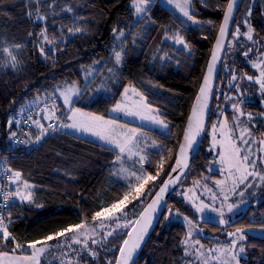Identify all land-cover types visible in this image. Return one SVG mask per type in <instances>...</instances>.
Instances as JSON below:
<instances>
[{
    "label": "trees",
    "instance_id": "16d2710c",
    "mask_svg": "<svg viewBox=\"0 0 264 264\" xmlns=\"http://www.w3.org/2000/svg\"><path fill=\"white\" fill-rule=\"evenodd\" d=\"M131 1L58 0L54 7L57 15L51 16L49 13V19L43 23L37 22L33 16L29 17L26 0H0V24L1 21L3 23L1 33L14 43L20 39L19 43L22 45L19 49L18 66L0 69V189L3 186L2 170L6 166L11 171L21 172V182L27 180L34 186L32 204L13 200L5 212L9 231L20 243L41 239L69 224L80 223L82 219L91 222V214L100 205L111 202L126 190L127 184L113 177L116 151L109 150L110 147L59 127V131L49 132L40 142H33L39 131L34 129L29 115L31 110H35L32 119H36L38 114L42 115L43 112H39L38 108L26 111L20 118V126L15 123L18 118L11 127L8 125L12 113L27 98L44 96L63 83L84 86V66L96 61L103 62V65L112 64L116 30L125 31L126 35L121 44L123 62L118 79L113 85V93L88 102L76 100L73 106L110 118V109L121 100L124 88L135 86L159 110L161 118L169 122L167 132L144 128L163 146L161 150L150 151L151 163H147V172L155 175L156 164L162 151L166 149H171L172 155L169 157L164 151V172L170 171V165L174 164L187 118L203 81L223 20L227 0H193L191 14L199 22L196 25H187L180 15L159 1L152 3L144 19L135 22ZM65 5L71 6L73 12L63 11ZM208 21L212 23L209 24ZM44 28L54 43L44 47L45 55L42 56L40 32ZM70 28L75 32L72 35L68 31ZM76 28L82 31L76 32ZM177 33L184 37L188 48L178 47L169 38ZM243 69L251 72V68H222L220 77L226 71H229V79L235 73L243 77ZM241 82L243 83L240 85L238 82L234 85L229 84L228 80L225 88L220 89L219 80L200 151L134 264H187L189 260L193 264H199L191 256L185 255L184 245L180 243L185 237L187 226L171 218L165 221L168 208H172L173 212L179 209L181 213L189 215L212 234V240L220 239L217 233L224 227L264 226V198L251 201L229 225H219L213 219L201 220L194 208L180 195L185 185L193 186L195 180H201L212 187L213 181L222 179L218 169L219 145L212 146V125L215 123L219 127V121L226 116L230 126L234 127V112L228 108L230 101H243L244 95L254 99L251 105L243 102L240 105L245 114L252 113V118H248L245 127L251 129L252 137L249 139L255 138V142L251 144L254 158L257 151L259 157L263 155L259 140L264 139V93H261L257 83L251 85L245 78ZM45 103L49 104L43 101L42 106ZM59 107L66 111L63 103L60 102ZM10 132H15L16 137L10 139ZM261 168L264 172V167ZM164 172L155 184L150 185L153 194L166 179ZM204 177L207 179H203ZM14 187L15 183L9 181L10 191H14ZM262 192L264 195V187ZM149 200L145 197V204ZM135 210L138 214L142 209L137 205ZM126 232L127 230L114 234L103 246L90 245L95 247L99 255L93 260L85 254L82 261L87 264H107L109 260H114L119 254L118 246ZM12 246L9 243L3 250ZM241 264H264V236H248L246 255Z\"/></svg>",
    "mask_w": 264,
    "mask_h": 264
},
{
    "label": "snow or ice",
    "instance_id": "6c2138e0",
    "mask_svg": "<svg viewBox=\"0 0 264 264\" xmlns=\"http://www.w3.org/2000/svg\"><path fill=\"white\" fill-rule=\"evenodd\" d=\"M35 2L39 4L41 0H35ZM54 2L55 0H53ZM239 2L240 0H227L224 7L223 21L219 26V34L212 50L203 82L200 85L191 112L187 118V123L183 130V140L178 146V151L174 157V164L170 165V171L168 172H164V151L171 157V149L162 151L156 164L157 171L155 175L147 172L144 168V164L151 163V160L146 151L149 147L147 133L142 127H131L128 124L120 123L118 119H110L105 115L86 112L82 108L74 107L73 98L80 93V89L75 83L67 85L63 89H57L59 96L62 98L63 105L67 106L66 118L70 121V123L61 122L60 127L91 134L100 141H103L105 145L110 146L109 150L116 151L114 163L120 164L118 174L130 182L121 195L107 204L100 205L98 210L91 214V222L87 219H82L80 223L69 224L67 227L47 234L41 239L28 240L25 243L17 241L16 236L9 231V224L5 222V217L0 214V264H42V262L43 264H49L46 259L47 255L54 251L60 252V257H62L60 258V264H87L86 261H82L83 255L86 254L93 260L99 255L98 251L90 245L103 246L109 237H113L121 229H126L127 232L122 243L118 246L119 255L114 260H109L107 264H130L134 254L140 249L142 243L145 242L149 229L157 218V214L160 213L161 202L164 199L165 192L168 191L170 185H174L180 180V175L173 176V174L177 172L183 174L184 170L189 167V152L197 143V137L204 131L208 98L211 91V78L217 61L220 59V51L224 45V37L228 34L229 23L234 20L233 14L237 10ZM149 3L150 0H132L136 15L141 16L142 13L147 12ZM167 3L173 5L175 9L194 24L199 23L190 14L191 0H167ZM62 10L68 13L73 12V8L68 5H65ZM39 11V8H37V19L41 21L46 20L47 17L39 15ZM28 15L31 17L32 13L29 12ZM251 15L252 11L251 7H249L246 10L245 18L242 20V23L247 26V31L241 33L238 24L232 36L235 39L243 35L247 37V40L252 41L253 44H258L260 41L254 39L255 29L248 20V17ZM208 23L211 24L212 22L208 21ZM68 31L71 33L73 29L70 28ZM75 31L80 32L82 29L76 28ZM31 35L32 33L30 32L29 36ZM120 35L123 36L124 33L121 32ZM40 36L48 44L54 43V40L49 39L46 28L41 29ZM169 38L174 40L176 44H182L185 48H188L184 37L179 35V33ZM261 46L264 47V45ZM21 47L22 45L16 44L12 47L0 49L7 56L4 64L5 67L9 64L12 68L17 67L19 61L17 56L13 54V49H20ZM252 51L253 49L249 48L243 55L247 57ZM257 51L259 52V57L257 60L251 62V67L258 69L259 74L252 76L245 73L240 78H246L249 81L254 80L259 84L261 93H264V51H260L259 49ZM40 52L42 55L45 54L43 47L40 48ZM114 55L115 62L119 64L121 62V52L115 51ZM91 74V72L88 73L89 76ZM237 79L238 77L233 74L232 80ZM45 99L48 98L45 97ZM39 101L40 98L37 97L36 100L28 105V108L30 109L33 104H38ZM241 103L242 101L232 104V108L236 113L233 117L234 127L230 126V122L226 116L219 121V127L215 123L212 125V146L216 147L219 145L218 162L221 166L220 175L223 177L214 182L216 188L219 190V195L211 188H208L207 184H202L201 180L193 181V186L182 193L183 198L194 208L196 213L203 214L206 211L215 213L216 216L211 219L215 220L219 225H229L231 220L225 218L226 214L234 213L240 207V204L229 202L231 194H238L240 197H243L244 191L237 192V190L241 185H244L245 188L253 187L254 185L252 184H246V181L250 177L254 179L258 178L261 182H264V172L258 170V160L259 166L264 167V156L254 158L251 144L255 142V138H246L252 137V132L248 127H241L239 123V118L245 115L240 107ZM21 111H25V109L21 108ZM41 111L44 113L43 120H60V117L56 115L59 107L54 100L50 105L45 103ZM110 111L123 113L126 116L138 117L141 121L156 125L163 130L169 129V122L161 118L159 110L153 107L147 101V97L132 85L124 88L121 100ZM247 115L250 120L252 113H247ZM29 120L39 131V134L35 136V142H40L49 131H59V128L54 123H49L45 126L41 120L32 119L31 115H29ZM13 122L12 119L8 121L9 127H11ZM15 123L19 124L20 122L17 120ZM235 128L240 129L238 136L234 135ZM217 133H219V138H217ZM14 137H16V133L10 132L9 138L12 139ZM31 142L27 141V143ZM21 143L24 142L21 141ZM259 144L261 145L260 150L264 151V139H260ZM151 146L156 150L163 148L155 140L151 142ZM126 161H132L134 165L139 164L140 167L133 171L125 167ZM6 171L11 172V175L8 177L9 181L13 183L21 182V172L11 171V169H6ZM162 172L168 178L163 180L159 190L153 194L150 185L155 184ZM203 179H207V177ZM33 187L27 180H23L17 184L14 191L3 192L4 206L7 207L13 199L32 204L34 202ZM198 187H203L206 192L211 194V203H205L196 194ZM145 197H148L150 202L145 204ZM217 200L220 201L218 206L216 204ZM240 203H244V201ZM137 205L142 209L138 214L135 211ZM10 216L11 213H9ZM173 216L182 218L184 224L187 226L185 237L180 242L184 245L186 256L190 255L194 257L200 264H213V262L215 264H240V254L245 252L243 242L247 239L246 233L254 229L236 227L234 231L226 233L231 238L229 243L218 244L213 248H206L205 245L201 244L199 239H192L194 233L199 234L203 231L195 221L181 213L179 209L173 212L172 208H168L164 219L168 221ZM200 219H204L203 215H201ZM260 230L264 231V226ZM52 241H57V243L54 245L50 243ZM9 243L13 246L8 250H3L7 248ZM74 245H79L80 247L76 248ZM113 247L116 246L114 245ZM22 249H27V251H19ZM105 251H109V249H105ZM187 264H193V261L189 260Z\"/></svg>",
    "mask_w": 264,
    "mask_h": 264
},
{
    "label": "rangeland",
    "instance_id": "374dc122",
    "mask_svg": "<svg viewBox=\"0 0 264 264\" xmlns=\"http://www.w3.org/2000/svg\"><path fill=\"white\" fill-rule=\"evenodd\" d=\"M26 1H27V7H28L27 8V14L29 12H31L32 13L31 16L35 17V20L37 22H43V23L47 22V20L49 19V16H48L49 13H50L51 16H56L57 15V12L54 10V7L57 4L58 0H55L54 3H53V0H41V2L39 4H37L35 2V0H26ZM154 1H159V3H161L162 5L167 7L169 10H172V11L176 12L178 15H180V17H182L185 20L187 25H196L197 24V23L194 24L192 21L188 20L187 17H184L183 14L180 13L177 9H175L173 5L168 4L167 0H150V3L148 5V9L150 8V6L152 5V3ZM49 5H51V7H49ZM130 5L134 9L132 1L130 2ZM37 8H39V10H40L39 11V15H43V16L47 17L46 20L41 21V20L37 19V12H36ZM192 9H193V0H191V4H190V9H189L190 10V14H191ZM146 14H147V12L142 13L141 16H137L136 13H135V9H134V18H135L134 20H135V22H138V21H141L142 19H144ZM2 25H3V23L1 21V24H0V44L2 45V49L4 47H12V46H14L16 44H20L19 43L20 39L17 40L14 43L13 40H9L8 39V36L2 35V33H1ZM61 28H62V26H61ZM121 32L124 33L123 36L120 35ZM74 33L75 32H72L71 35L74 34ZM125 35H126L125 31L116 30V32H115V38H114V41H113V50H112V55H113L112 64L103 65V62L96 61V62H94L92 64L90 63V65H86V66H84L82 68V74H83V77H84V80H85V84H84V86H80L78 83H75L76 86L80 89V93H79L78 96L73 98V104H74V101H76V100H79V101H82V102H88V101H90L92 99H95V98H97L99 96H109V95H111L113 93V85L116 82V80L118 79L119 70H120L122 62H123V53H122L121 44H122V42L124 40ZM16 36L17 35H15V38H16ZM12 38H13V36H12ZM41 40H42L41 45H43V46L40 45L41 47L44 48L46 45H51V44H48L47 42H45L43 40V38ZM62 40H65V39L62 38ZM172 41L174 42V40H172ZM177 46L178 47H184L182 44H177ZM46 47H48V46H46ZM115 51L121 52V62L119 64H117L115 62V55H114ZM13 54L16 55L17 59H18V57L20 56V50L19 49H13ZM44 55H42V56H44ZM6 60H7L6 54L3 53L2 51H0V69H2V67H5L4 64H5ZM17 66H18V64H17ZM6 67H11V65L9 64ZM109 70H111V71H109ZM89 72L92 73L90 76L88 75ZM70 84H73V83H63V84L57 85L56 88L52 92H49L48 94H46L44 96H36V97H33V98H27L25 101H23L20 104L19 108L15 112L12 113V115L10 116V119H12L14 121V120H16L18 118L19 119L18 121L20 122L19 123V126H20V124H22V120L20 118H22L23 114L26 111L29 110L28 105L31 104L34 100H36L37 97L40 98L39 103L38 104H33V106L31 108H38L39 112H41V109L43 108V106H42V102L43 101L49 102V104H51V102L54 100L55 103L59 107L60 102L63 103V101H62V98L59 96V92L57 91V89L58 88L59 89H63L65 86L70 85ZM45 97H47L48 99H45ZM64 107L66 108L65 112L59 107V111L56 113V115L60 117V120L59 121L53 120V122L56 125V127H59L60 129H64V130L70 131V132L78 134V135H81V136L86 137L88 139L94 140V141H96L98 143L104 144L103 141H100L98 138L92 136L91 134L83 133V132H77V131H75L73 129L61 128L60 127V123L61 122L62 123H70V121H68L67 118H66V116H67V106L64 105ZM21 108H24L25 111H21ZM43 115H44V113L42 115L38 114L36 119L41 120V122L45 126H47L52 121L43 120ZM110 115L112 116V117H110V119H118L120 121V123L128 124L131 127H142L143 129L144 128H149V129H153V130L160 131V132H167V130H168V129L167 130L160 129L156 125H153V124L148 123L146 121H141L138 117L126 116L123 113H116V112H111L110 111ZM240 125L242 126V123H240ZM33 127H34L35 130H38L35 125ZM144 131L146 132L145 129H144ZM49 132H51V131H49ZM249 138L250 137H248V139ZM147 140H148L149 147L147 148L146 151H147V154L149 155L150 151L152 149H154L151 146V142L153 140H155V139H153L147 133ZM33 142H35V139H34ZM157 144H158V142H157ZM108 147H110V146H108ZM259 155L260 154L257 151V153L255 154V158H258ZM262 156H264V152H263ZM146 166H147V163L144 164V168L145 169H146ZM125 167H128V168H130V169H132L134 171L136 168H139L140 165L139 164H135L134 165L132 161H126L125 162ZM220 167H221L220 164H218V169H220ZM119 168H120V164L119 163H114V172H113L114 179H116L117 181H123L126 184H128L130 181L124 179L123 176L118 174L119 173ZM258 170L263 172L262 168L259 166V164H258ZM146 171H147V169H146ZM213 182H215V181H213ZM18 183H21V182H16L14 188L17 187ZM229 183H231V182H229ZM262 183L263 182H261L258 178L254 179V178L250 177L249 180L246 181V184H252L254 186L250 187V188H245L244 185H241L240 188L237 190V192L244 191V196L243 197H240L238 194H231L230 198H229V202L234 203V204H240V207L236 211H234V213L226 214L225 218L233 220L239 213L242 212L243 208L249 202H251L252 199H255V198L259 199L260 197L262 198L263 197L262 194H260V192L257 193L259 188H261V184ZM202 184H206V183L202 182ZM183 187H181V190L183 189ZM190 187H192V186L185 185V189H184V191L180 192V195L182 196V193L185 192ZM208 188H211L214 192H217V194L219 195V190L216 188L215 183H214V186H212V187L208 186ZM32 191H33V189H32ZM196 194L198 196H200V198L203 199L205 203H211V199H210L211 194L206 192L203 187H198L196 189ZM13 200H17V199H13ZM17 201H19V200H17ZM241 201H244V203H240ZM219 203H220V201L217 200L216 201L217 206L219 205ZM135 211L137 212V210H135ZM184 215H187V214H184ZM201 215H203L204 219H211L212 217L216 216L215 213L208 212V211H206L203 214L198 213V217L199 218L201 217ZM187 216H189V215H187ZM171 219H175V220H178L180 222H183L182 218H178L176 216L171 217ZM199 227L202 228L203 231L200 232L199 234L194 233L192 239H199L201 244L205 245L206 248H213L214 246H216L218 244H227V243H229L231 238L228 237L226 235V233L230 232V231H234V229L236 228V227H224L220 233H217V236L220 237V239L212 240V238H211L212 234L207 232L204 227H202V226H199ZM261 228H251V229H254V230L246 233L247 238H248V236L250 234H258V235L264 236V231H261L260 230ZM105 230H109V229H105ZM125 230L126 229L118 230L117 233L124 232ZM199 236H205L206 238L204 239V238L199 237ZM110 238L111 237H109L108 239H110ZM246 240L243 242L244 243V247H245V252L240 254V257H239L240 264H241L242 258L245 257V255H246ZM50 243L55 245L57 243V241H52ZM79 247H80L79 245H76V248H79ZM91 247H93V246H91ZM93 248L95 249V247H93ZM19 251H27V249H22V250H19ZM60 258H62V257H60V252L59 251H54V252L48 254L46 259L48 261L54 263V264H60ZM192 258L195 260L194 257H192ZM195 261L200 264V262L198 260H195ZM213 264H215V262H213Z\"/></svg>",
    "mask_w": 264,
    "mask_h": 264
},
{
    "label": "flooded vegetation",
    "instance_id": "af4514ba",
    "mask_svg": "<svg viewBox=\"0 0 264 264\" xmlns=\"http://www.w3.org/2000/svg\"><path fill=\"white\" fill-rule=\"evenodd\" d=\"M249 7H251L252 15L250 17H248V20L252 24L253 28L255 29L254 39L257 41H260V43H258V44H253L252 41L247 40V37H245L243 35H240L239 37H237L235 39L232 36V33L236 31V27L238 24L240 26V32L241 33H244L245 31H247V26L242 23V20L245 18L246 10ZM261 45H264V0H243V3L240 7L239 13L235 19V22H234V25L232 28V32H231V35H230V38H229V41L227 44V48L225 51L221 70H222V68H251L250 73H248L246 70L243 69V71H242L243 76L245 73H247V75H252V76L258 75L259 70L252 68L251 62L257 60L259 57V52L257 51V49H259L260 51H264V47H262ZM249 48H252L253 51L250 52L247 57H245L243 55V53L245 51H247ZM228 73H229V71L224 72L222 78L219 75L220 79L218 78V83L220 80L221 81L220 89L225 88V84H226V82H228V80H229V84L233 83L235 85L238 82V85H240L241 83H243V82H241L242 81V78H240V77H242L241 75L235 73V75L238 77V79L233 81L232 76H230V79L227 78ZM220 74L222 75L221 71H220ZM247 81L251 85L256 83L254 80L253 81L247 80ZM218 83H217V88H218ZM217 88H216V92H217ZM216 92H215V97H216ZM224 94H225V91H224ZM215 97H214V100H215ZM253 100H254L253 98L248 97L247 95H244L242 102L247 104V105H251ZM261 100H262V98H261ZM237 102H240V101L233 100V101H230V103L228 104V108L233 110L234 116L236 115V113H235V110L232 108V104L237 103ZM213 106H214V102H213ZM240 107H241V105H240ZM212 110H213V108H212ZM246 121H248V115L247 114H245L244 116H241L239 118V123H242L241 127H245L247 125L245 123ZM239 131H240V129L236 128L234 135L238 136ZM261 187L262 188H259L257 193L260 192V194H262L263 197L262 198L260 197L259 199L255 198V199H252L251 201H254V200L258 201V200H262L264 198V195L262 192V189L264 187V182L261 184ZM247 205L243 208L242 212L245 210ZM74 247H76V245H74Z\"/></svg>",
    "mask_w": 264,
    "mask_h": 264
},
{
    "label": "water",
    "instance_id": "95a60500",
    "mask_svg": "<svg viewBox=\"0 0 264 264\" xmlns=\"http://www.w3.org/2000/svg\"><path fill=\"white\" fill-rule=\"evenodd\" d=\"M242 3H243V0H240V2L238 4V8H237V10L234 11V14H233L234 15V20L233 21H230V23H229V26H228V34L224 37V45H223V48L220 51V59L217 61L215 71L213 72V75H212V78H211V82H210V89H211V91H210L209 98H208V108H207V111H206L204 131L201 132V134L197 137V143L194 145L193 149L189 152V167L184 170V173L183 174H180L179 172L173 174V176L180 175V180L176 184L170 185L168 191L165 192L164 199L161 202V210H160V213H162V214H160V213L157 214V218H156V220L153 221L152 227L149 229V232H148V234L146 236L145 242L147 241L150 233L155 228L156 224L158 223V221L160 220V218L164 214L165 209H166V207H167V205H168V203H169L172 195L182 185V183L184 181V178L186 177V175L190 171V169H191V167L193 165V162H194L196 156L198 155V153L200 151V148L202 146V143H203V140H204V137H205V133H206V130H207V127H208L210 115H211V112H212L213 102H214V97H215V92H216V88H217L218 78H219V75H220L221 66H222V63H223L225 51H226V48H227V44H228V41H229V38H230V35H231V32H232V28H233L235 19H236L238 13H239V10H240V7H241ZM218 34H219V31H218ZM218 34H217V36H218ZM217 36H216V39H217ZM216 39L214 41L213 48H214ZM213 48H212V50H213ZM210 58H211V55H210ZM210 58H209V61H210ZM209 61H208V63H209ZM167 178L168 177H166V179ZM159 187H158V189L156 191L159 190ZM148 202H150V200ZM145 242L143 243V245L145 244ZM143 245H142V247H143ZM142 247H141V249H142ZM141 249L136 254H134L133 259L130 262V264H134V261L137 258L138 254L140 253Z\"/></svg>",
    "mask_w": 264,
    "mask_h": 264
},
{
    "label": "built area",
    "instance_id": "2783aa9c",
    "mask_svg": "<svg viewBox=\"0 0 264 264\" xmlns=\"http://www.w3.org/2000/svg\"><path fill=\"white\" fill-rule=\"evenodd\" d=\"M35 113V110H31L30 111V115L31 117H33ZM6 169H9L7 166L3 168L2 170V174H1V181H2V188L0 189V214H2L4 217H5V212L6 210L9 208L10 206V203L8 204L7 207H5V202L3 200V196H2V193L3 192H7V191H10V188H8V183H9V179L8 177L11 175V172L9 171H6Z\"/></svg>",
    "mask_w": 264,
    "mask_h": 264
},
{
    "label": "bare ground",
    "instance_id": "6f19581e",
    "mask_svg": "<svg viewBox=\"0 0 264 264\" xmlns=\"http://www.w3.org/2000/svg\"><path fill=\"white\" fill-rule=\"evenodd\" d=\"M142 245H143V243H142ZM142 245H141V247H142ZM141 247H140V249H141ZM140 249H138L137 252H138ZM137 252H136V253H137ZM136 253H135V254H136Z\"/></svg>",
    "mask_w": 264,
    "mask_h": 264
},
{
    "label": "crops",
    "instance_id": "0c3cea01",
    "mask_svg": "<svg viewBox=\"0 0 264 264\" xmlns=\"http://www.w3.org/2000/svg\"><path fill=\"white\" fill-rule=\"evenodd\" d=\"M50 105V104H49ZM84 110V109H83ZM84 111H86V110H84ZM86 112H89V111H86ZM51 123H54L53 121L51 122ZM81 136V135H80Z\"/></svg>",
    "mask_w": 264,
    "mask_h": 264
}]
</instances>
